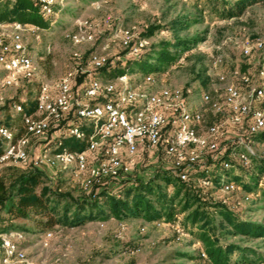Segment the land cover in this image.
Instances as JSON below:
<instances>
[{
    "label": "rangeland",
    "instance_id": "1",
    "mask_svg": "<svg viewBox=\"0 0 264 264\" xmlns=\"http://www.w3.org/2000/svg\"><path fill=\"white\" fill-rule=\"evenodd\" d=\"M234 1L227 0L229 3ZM36 2L41 3L39 0ZM48 7L49 11L40 4V14L47 23L46 28L22 34V43L33 61V77L29 80L19 78L13 87L0 89V123L5 115H10L6 108L7 103L16 99L34 102L40 83L53 87L66 73L80 68L82 72L75 75L71 87L75 94L80 86L87 83L90 76L97 74L85 66L88 56L92 53H101L108 58L111 65H121L126 59L134 58L127 56L128 49L122 45L123 31H129L131 34V44L137 40H146L147 50L176 39L196 40V43L181 53L177 61L167 66L164 72L153 74L155 82L151 86L142 85L141 74L129 73L132 88L140 87L148 92H155L159 88H177L192 93L211 90L213 97L220 100L222 87L217 77L227 74V71L235 67L244 68V71L247 69L252 84H259L257 68L253 65L254 58H243L241 46L262 35L264 3L251 6L240 17L229 20L215 16L208 7L207 0H51ZM173 19L181 23L176 31L170 27ZM11 32L12 30L0 26V34L6 43L9 42ZM72 35L81 38L80 43L74 44L70 37ZM74 53L77 58L73 56ZM218 58L226 66L214 67L213 62ZM201 66L206 68L210 77L207 89L197 80L196 73ZM85 70L87 72H83ZM234 83L242 93H247L248 88L236 81ZM196 104H199V101H196ZM226 114L206 113L203 127L219 126L218 133L208 139L217 149L239 151L241 148L238 144L242 141L252 148L256 155L252 168L242 169L234 160L233 167L224 177L230 180L237 178L241 186L253 187L252 178L258 175L257 167L264 161V143L259 144L253 138H247L242 125L228 127ZM11 119L12 130L16 135H21L23 130L20 117ZM64 129L51 123L50 130L43 139H33L30 142V155H36V149L44 141ZM248 141L251 143L247 144ZM196 150L199 153L198 165L210 167L209 163L215 152L207 148ZM27 170V165L5 166L0 169V181L8 186L14 177ZM161 170H171V161L165 157L162 149L140 148L124 180L147 178ZM39 172L45 185L58 188L57 192L64 196L89 197L95 190L83 191L70 169H43ZM215 173L217 172L211 171L210 174ZM259 181L253 196L249 200L243 199L241 208L237 210H231V206L240 195L224 194L218 187L214 189L197 181L195 184L193 181H187L194 185L202 208L213 218L216 231L214 234L210 233L208 239L217 240V245L221 247L234 244L240 248L252 249L257 255L255 258L250 257L255 259L253 264H264V240L232 237L225 235L222 230H217L218 218L213 207L228 208L235 212L241 221L264 226V198L261 196L262 186H259ZM122 182L108 180L103 182V187L114 193L121 189ZM0 217V220L3 219L0 221V264L1 239L11 232H22L24 235L21 248L24 250L25 259L15 264H213L206 255L205 243L199 237L198 228L183 227L180 215L176 217L180 218L178 224L181 226V236H177L166 223L156 227V223H146L139 219L119 221L109 217L107 220L89 221L72 228L38 230L28 220H5V214ZM46 232L51 233L47 240L43 239Z\"/></svg>",
    "mask_w": 264,
    "mask_h": 264
},
{
    "label": "built area",
    "instance_id": "2",
    "mask_svg": "<svg viewBox=\"0 0 264 264\" xmlns=\"http://www.w3.org/2000/svg\"><path fill=\"white\" fill-rule=\"evenodd\" d=\"M39 1L49 11L51 0ZM0 26L12 30L8 43L0 34V89H7L16 85L19 78L32 79L33 61L21 37L23 33H34L38 28L17 22ZM70 37L74 44L81 41L76 35ZM131 38L129 31L121 33L122 45L128 49L127 56L137 57L146 49L147 41L141 39L131 44ZM73 56L77 58V54ZM241 56L254 58L259 84L254 86L251 76L242 72L240 67H235L217 77L222 87L220 100L207 91L192 93L177 88H159L155 92H148L140 87L132 88L130 76L126 73L113 79L90 76L87 83L74 94L71 87L75 75L82 72L80 68L66 73L53 87L40 83L33 112L23 113L21 104L17 103L11 107L21 115L23 133L16 137L15 131L0 125V169L17 165L52 171L70 169L78 179L80 188L87 192L105 180L127 175L140 148H161L165 157L170 159L176 177L187 182L189 175L200 167L196 149L218 150L208 139L218 133L219 126L203 127L206 113H227V126H244L247 138L264 132V30L253 42L241 46ZM107 63V57L92 53L85 66L94 71ZM213 66L226 65L218 58ZM234 81L248 88L247 93H242ZM154 82L153 74L142 78V85L151 86ZM68 114H73L78 124L69 126L60 135L62 138H72L77 143H85L84 150H71L57 142L53 146L40 145L38 153L31 156L30 142L43 139L50 123H58ZM238 145L241 148L239 151L229 152L226 149L225 158L219 164L222 171L230 170L234 160L242 169L252 168L251 160L256 157L252 148L243 141ZM263 179L259 181V186H262ZM197 182L213 187L207 177L198 178ZM217 189L224 194L240 195L232 203L231 210L240 209L243 199L249 200L253 196V193L244 192L241 184L224 176ZM175 219L166 224L177 236H181L180 218ZM163 224L157 222L155 226ZM50 237V232L43 235L45 240ZM23 241L22 232H11L2 237V264H15L25 259L21 248Z\"/></svg>",
    "mask_w": 264,
    "mask_h": 264
},
{
    "label": "trees",
    "instance_id": "3",
    "mask_svg": "<svg viewBox=\"0 0 264 264\" xmlns=\"http://www.w3.org/2000/svg\"><path fill=\"white\" fill-rule=\"evenodd\" d=\"M262 3L264 0H235L233 3H229L227 0H207L211 12L226 20L236 19L247 8ZM12 22L37 28H46L47 26L40 14V3H37L36 0H0V24ZM180 24L177 19H173L170 22V27L176 31ZM195 43L196 40L186 39L163 42L149 50L147 48L142 50L137 57L128 58L121 65H111L108 61L103 68L94 70L93 72L97 74L92 77L113 79L132 72L142 76L159 74L164 72L167 66L175 63L181 53L191 48ZM246 70L241 68L242 72L248 73ZM248 74L250 75V73ZM196 76L202 87L207 89L210 85V77L207 75L206 68L201 66ZM202 91L209 92L213 97L211 90ZM20 101V99H16L7 103L6 108L10 115H5L0 125L12 129L11 118L21 116L20 113L11 109L15 103L21 104L23 113L33 112L34 102ZM52 124L66 129L71 125H77L78 122L73 114H68L60 122ZM19 134L17 133L16 137ZM251 138L256 142L264 143V132ZM57 142L75 151H83L85 148V143H77L69 137L62 138L60 132L44 141L43 144L53 146ZM226 149H218L215 156L212 157L213 159L210 160V167L200 166L195 169L189 175L188 181H193L195 184L198 178L207 177L212 183V188L216 189L221 177L227 172L222 171L219 165L225 158ZM255 158L251 160L252 165ZM27 166L28 170L14 177L13 182L8 186L0 181V216L5 214L7 216L5 220H28L33 223L36 229L43 230L54 227L72 228L89 221L107 220L109 217L119 221L139 219L146 223H172L176 220L175 217L180 215L183 227L198 228L199 237L205 243L206 255L213 264H253L255 261L250 257L255 258L257 255L250 248H240L234 244L221 247L217 245V240L210 241L208 239V235L214 234L216 231L213 227V218L202 208L194 185L180 181L172 167L170 171H157L147 178H135L130 181L125 179V181L123 176L120 178L123 181V186L114 193L103 187V182L108 180L120 182V179H108L100 185L94 186L92 189L95 190L89 197L72 198L59 194L56 187L45 185L42 174L39 172L43 169ZM211 171L217 173L211 175ZM257 173L258 175L252 178L253 187L242 185V188L248 193L256 191L255 186L264 177V161L259 163ZM233 181L239 183L237 178H234ZM260 192L264 198V179ZM213 209L218 218L217 230H222L225 235L241 236L249 240H264V226L241 221L236 213L228 208L215 206Z\"/></svg>",
    "mask_w": 264,
    "mask_h": 264
},
{
    "label": "crops",
    "instance_id": "4",
    "mask_svg": "<svg viewBox=\"0 0 264 264\" xmlns=\"http://www.w3.org/2000/svg\"><path fill=\"white\" fill-rule=\"evenodd\" d=\"M40 147V146H39ZM39 147L36 149V154L38 153V151H39Z\"/></svg>",
    "mask_w": 264,
    "mask_h": 264
}]
</instances>
